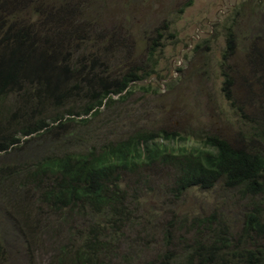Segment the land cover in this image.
Returning <instances> with one entry per match:
<instances>
[{
    "label": "rangeland",
    "instance_id": "rangeland-1",
    "mask_svg": "<svg viewBox=\"0 0 264 264\" xmlns=\"http://www.w3.org/2000/svg\"><path fill=\"white\" fill-rule=\"evenodd\" d=\"M13 1L0 0V13L21 2L29 22L36 27L42 22L43 30L54 25V41H65L98 73L111 66L114 76L131 72L135 80L129 93L114 95L96 116L66 114L62 125L47 119L42 132L20 136L15 146L0 151V264H74L73 250L97 225L75 210L51 211L32 190L22 198L13 190L22 163L137 131L177 132L187 145L206 134L237 145L257 143L248 139L253 127L264 129V0H42L44 7L38 0ZM60 5L65 8L57 16L46 10ZM59 112L66 110L50 114ZM174 175L172 167L158 164L124 176L137 219L108 264L154 263L170 250L179 255L185 240L193 242L190 225L212 215L239 235L251 202L261 203L264 218L261 195L246 197L223 181L173 197ZM181 222L187 231L178 233ZM167 229L175 232L170 246Z\"/></svg>",
    "mask_w": 264,
    "mask_h": 264
},
{
    "label": "trees",
    "instance_id": "trees-1",
    "mask_svg": "<svg viewBox=\"0 0 264 264\" xmlns=\"http://www.w3.org/2000/svg\"><path fill=\"white\" fill-rule=\"evenodd\" d=\"M20 3L0 13V151L15 146L20 136L42 132L50 125L47 119L62 125L66 114L96 116L101 107L115 101L114 95L129 93L135 80L131 72L114 76L111 66L106 74L98 73L84 56L68 50L65 41L55 42L58 32L54 25L43 30L42 22L39 27L35 26L37 22H29ZM38 4L44 7L42 0ZM63 8L65 5L54 9L47 6L46 10L57 16ZM67 44L70 46L69 41ZM230 84L228 77L224 87ZM70 102L71 107L66 108ZM74 106L80 109L75 111ZM54 108L66 112L51 115ZM253 129L255 133L248 142H257L255 146L233 144L210 134L187 145L188 139L182 134L164 130L137 131L90 145L86 150L69 147L60 154L22 163L16 169L13 190L22 198L32 190L53 212L75 210L96 220L97 225L73 250L74 264H108L110 257L118 255L123 232L127 234L137 219L136 201L124 180L127 173L160 164L175 170L170 186L173 197L194 187L211 189L223 181L227 188H239L246 197L261 195L264 200V129L260 124ZM260 206L251 202L239 235L227 229L230 226L218 223L214 215L201 218L196 227L190 225L193 242L184 241L183 253L170 250L157 262L141 264H264ZM176 230L187 231L183 222ZM172 233L170 229L165 232L167 246L174 242Z\"/></svg>",
    "mask_w": 264,
    "mask_h": 264
}]
</instances>
